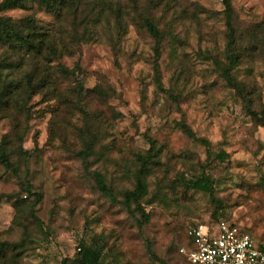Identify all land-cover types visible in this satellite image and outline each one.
Masks as SVG:
<instances>
[{
	"label": "rangeland",
	"instance_id": "rangeland-1",
	"mask_svg": "<svg viewBox=\"0 0 264 264\" xmlns=\"http://www.w3.org/2000/svg\"><path fill=\"white\" fill-rule=\"evenodd\" d=\"M74 2L60 17L37 5L2 13L15 21L32 15L62 50L34 69L31 55L0 45L2 65L20 62L0 65V94L20 83L0 104V138L9 140L16 167L0 163V194L9 196L0 199V241L21 245L7 263L80 264L82 246L97 245L100 264H183L187 226L218 218L264 246V0H231L240 93L221 76V0ZM144 17L160 31L158 55ZM59 65L73 75H60ZM28 73L34 83L47 74L57 81L32 93ZM89 142V170L103 176L115 201L97 189L77 154ZM150 148L155 156L138 200L149 220L142 224L135 204L121 201L135 186L138 155ZM199 176L221 202L215 214L210 195L190 187Z\"/></svg>",
	"mask_w": 264,
	"mask_h": 264
},
{
	"label": "trees",
	"instance_id": "trees-1",
	"mask_svg": "<svg viewBox=\"0 0 264 264\" xmlns=\"http://www.w3.org/2000/svg\"><path fill=\"white\" fill-rule=\"evenodd\" d=\"M81 0H77L80 2ZM150 3L156 4L155 0H149ZM32 5H37L42 8L46 13L51 14L55 17H60L63 15L64 11L68 10L74 6L75 10L76 4L74 0H1L0 1V45H2L7 52L12 55H16L22 58L21 55H31L35 58L32 67L34 69L43 68L46 66V63L52 61V58L58 57L61 54L60 48L53 39L52 33L43 28L37 23V20L32 15L24 16L19 21L13 20L9 16L2 15L3 12L12 9H22L27 10L32 7ZM221 14L224 20L225 26V47H224V56H225V65L221 68V76L225 82L234 88L237 92H241L242 88L240 84L235 80L232 71L240 63L242 58V52L239 49V40L240 35L236 28V21L234 15V9L232 6L231 0H221ZM119 20V18L117 17ZM143 25L146 30L153 36L155 39V53L158 55L159 46L161 43V34L156 25L148 17L143 18ZM252 49V46H249ZM254 47V46H253ZM11 55V56H12ZM8 58V56L6 57ZM38 58V59H37ZM19 60V58H18ZM41 60L43 62H41ZM3 67H19L20 62L16 59L8 60L3 59ZM43 63V64H42ZM60 69L59 74L63 77H69L73 75V71L68 70L66 67L59 65ZM48 71V70H47ZM50 79V80H49ZM39 82H32V74L28 73L26 76V85L30 89V92H37L38 87H42L44 84H53L57 79L50 74H47L38 80ZM19 82L8 83L4 91L0 94V104L6 106L8 101L13 95L14 90L18 88ZM158 84L160 82L158 81ZM27 91V90H26ZM82 85L79 82L78 84V93L81 94ZM259 119L264 124V117H259ZM186 132L189 135H192V132L186 128ZM9 140L6 135L0 138V163L6 168L15 170L16 167L11 163L9 155L7 152V145ZM94 143L89 142L85 144L83 150H80L77 154L82 159L83 167L85 171L92 177L95 182L97 189L107 195L111 200L115 201V195L112 189L106 184L103 176L99 172H90L89 170V157L94 154L93 150ZM20 152H25L22 147L19 148ZM224 152L217 154L218 157L223 158ZM155 154L151 152V148L147 150L145 155H138L139 168L137 170V176L135 181V186L133 189L125 190L122 194V203L130 208V204H135V209L138 211L140 216V223H147L149 216L145 213V210L138 204V200L145 193V182L144 176L149 171V164L153 160ZM190 187L196 190L206 192L210 195L211 199L214 201V211L215 214L221 207V202L219 199L214 197L212 183L205 176H199L198 178L190 181ZM4 197H9L5 194H0V199ZM185 247H189V239L186 236ZM181 246V247H182ZM21 247V245L16 242L8 243L6 241H0V261L3 264L7 263V255L9 251H15L16 248ZM264 251V246L260 247ZM103 248L98 247L97 245H84L77 253L79 258L78 261L80 264H100ZM179 251V250H178ZM183 257V264H187L186 259L183 254L179 252ZM59 264H68L66 259L61 260Z\"/></svg>",
	"mask_w": 264,
	"mask_h": 264
},
{
	"label": "built area",
	"instance_id": "built-area-1",
	"mask_svg": "<svg viewBox=\"0 0 264 264\" xmlns=\"http://www.w3.org/2000/svg\"><path fill=\"white\" fill-rule=\"evenodd\" d=\"M189 247L179 252L187 264H264V251L249 233L227 219L197 221L187 226Z\"/></svg>",
	"mask_w": 264,
	"mask_h": 264
},
{
	"label": "crops",
	"instance_id": "crops-1",
	"mask_svg": "<svg viewBox=\"0 0 264 264\" xmlns=\"http://www.w3.org/2000/svg\"><path fill=\"white\" fill-rule=\"evenodd\" d=\"M259 247V246H258Z\"/></svg>",
	"mask_w": 264,
	"mask_h": 264
}]
</instances>
